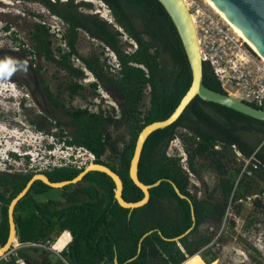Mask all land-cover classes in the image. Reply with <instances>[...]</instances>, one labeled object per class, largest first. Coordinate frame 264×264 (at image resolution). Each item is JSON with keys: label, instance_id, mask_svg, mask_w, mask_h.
Segmentation results:
<instances>
[{"label": "trees", "instance_id": "16d2710c", "mask_svg": "<svg viewBox=\"0 0 264 264\" xmlns=\"http://www.w3.org/2000/svg\"><path fill=\"white\" fill-rule=\"evenodd\" d=\"M16 1L42 5L64 28L60 34L64 47H54L49 25L34 23L29 31L32 49L21 51L24 56L53 64L70 80L53 94L37 72L45 98L69 119L68 131L53 124L60 136L65 135L63 144L92 153L94 163L108 167L120 177L123 200L139 202L143 193L129 177L138 135L147 125L166 120L192 82L186 53L170 17L158 0ZM91 1L104 4L112 22L93 13ZM5 30L9 31V27ZM80 33L98 42L102 52L81 56ZM105 50L113 55L115 64H109ZM75 60L94 77L96 82L89 85L93 95L97 88H103L116 102L117 110L93 112L70 106L85 90L80 82L83 71L74 66ZM202 75L206 88L227 94L209 64L203 63ZM64 95L69 105L64 102ZM37 129L42 131L39 126ZM176 139L184 147V161L168 154ZM233 146L242 158L253 156L258 162L256 169L251 168V176L237 179L243 162L237 159ZM11 156L18 159L15 154ZM198 167H205L218 178L215 189L202 197L190 189L191 176L200 179ZM82 171L68 166L41 173L50 182L59 183L74 179ZM33 175L0 176L1 187L11 188L9 197L0 195V247L9 234L8 206ZM138 178L144 185L157 181L161 184L149 191L147 204L134 210L118 205L113 181L100 172H90L79 183L57 190L36 181L14 209L19 244L44 243L53 240L56 232L57 236L63 233L69 238L68 253L63 255L70 264H115V258L117 264H184L211 244L215 234L210 229H219L231 204L238 209L237 203L256 196L251 200L253 209L264 211L260 198L264 195V121L196 97L176 122L148 137L138 164ZM171 183L190 199L194 210L195 225L182 238L193 224L190 205L176 195ZM60 206H64L61 211ZM44 220L51 221L52 227L44 228ZM203 227L207 230L203 231ZM176 238L179 240L174 241ZM201 255V263L214 264V255L208 260L205 253ZM22 256L25 254L20 251L6 264H16L17 257ZM36 260L38 264H53L45 252L38 254Z\"/></svg>", "mask_w": 264, "mask_h": 264}, {"label": "rangeland", "instance_id": "374dc122", "mask_svg": "<svg viewBox=\"0 0 264 264\" xmlns=\"http://www.w3.org/2000/svg\"><path fill=\"white\" fill-rule=\"evenodd\" d=\"M198 2L207 12L212 15L216 14L205 1L198 0ZM91 3L93 4V13H97L101 18L112 22L109 11L104 4L99 1H91ZM38 22L49 25L51 34L54 36V47H64L60 42V34L64 31L62 23L51 16L42 5L30 2L22 3L16 0H0V58L12 56L28 65L27 71L15 72L8 81L0 80V172L3 173L36 174L40 172L39 169L43 167L38 164L40 161H38L39 153L46 155L48 148H44L48 145H55V154L63 155L66 153V151L63 153L59 151L60 148H65L66 145L63 144V141L66 137L65 135L60 136L59 129L55 128L53 124H59L63 130L68 131L71 127L69 119L62 109H55L45 98L37 72L39 71L53 94H57L70 80L65 72L58 71L53 64L21 54L23 49H32L29 31L33 24ZM7 26L9 31L5 30ZM123 41H125V37H123ZM78 51L81 56L87 57L92 52H102V46L84 33H80ZM105 52L104 57L109 58V64H115L113 55L107 50ZM250 52H253L256 57L258 56L254 51ZM32 59L34 63H32ZM74 66L83 71V79L80 82L85 86V90L81 92L82 95L75 97L70 106L88 108L93 112L100 109L110 111L114 108L117 110L116 102L103 88H97L95 96L93 95V90L89 85L96 81L78 60H75ZM224 90L228 95L238 96L233 88L225 87ZM63 99L64 102L68 100L66 95L63 96ZM144 103V106H147V98H145ZM21 104H23L22 107ZM66 105L69 104L66 102ZM38 126L42 128V131L37 129ZM48 132L49 134H47ZM11 154H15L18 159L13 158ZM168 154L180 156L182 161L185 160L186 154L179 139L171 142ZM70 155L80 161L85 158V156L77 157L75 152ZM35 158L36 162L32 161ZM198 169L200 179L191 176L190 189L202 197L215 189L218 178L214 172L205 167H198ZM255 197L237 203L240 210L237 209L236 205L231 204L219 229H210V232L215 234L211 244L202 250V253L189 258L184 264H203L200 258L202 259L201 254L204 253L207 255V260L212 255L216 257V260L212 262L214 264H264V211L253 209L251 200ZM260 198L264 204V195ZM202 230L206 231L207 228L203 227ZM53 237L56 238L55 244L48 245V249L45 250L49 254L51 253L52 259H55L54 255L60 253L61 249L65 247L64 243H66L67 237L64 235H53ZM26 247H30V245H20L17 249H12L7 258L9 259L21 251L25 257L22 256V259L17 257L16 264H27L25 260L26 258L29 259V256L26 255V252L32 247ZM207 252L209 253L207 254ZM210 253L211 255H209ZM31 261L29 264H36L35 259ZM6 263L8 262L5 258L0 260V264ZM63 263L67 262L63 261Z\"/></svg>", "mask_w": 264, "mask_h": 264}, {"label": "water", "instance_id": "95a60500", "mask_svg": "<svg viewBox=\"0 0 264 264\" xmlns=\"http://www.w3.org/2000/svg\"><path fill=\"white\" fill-rule=\"evenodd\" d=\"M227 21L239 32V34L257 51L264 59V0H210ZM174 24L181 39L192 74L191 85L181 99L174 112L164 121L154 122L147 125L139 133L136 140L134 154L130 162L129 177L133 184L143 193V199L136 203H127L122 198L123 184L120 177L108 167L93 163L84 168L83 171L70 181L52 183L42 173H36L28 181L25 188L10 202L8 206L9 234L6 243L0 247V260L4 258L14 247L18 246L17 230L14 222V209L17 203L27 194L33 183L42 182L51 189H61L65 186L79 183L88 173L100 172L107 175L114 183V199L118 205L127 210L143 207L148 203L149 191L161 184L157 181L152 185H144L138 178V164L144 144L148 137L158 131L171 126L178 120L187 106L198 97L204 102H211L229 108L235 112L264 121V111L250 106L239 97L214 92L203 85L202 57L198 47L196 30L194 28L190 13L183 0H158ZM176 195L186 200L190 205L192 226L180 238L189 234L195 225V216L190 199L182 195L178 188L171 183ZM145 236H143L144 238ZM142 240V239H141ZM179 238L174 239L178 241ZM140 252V244L138 253ZM114 263L117 264L116 258Z\"/></svg>", "mask_w": 264, "mask_h": 264}, {"label": "built area", "instance_id": "2783aa9c", "mask_svg": "<svg viewBox=\"0 0 264 264\" xmlns=\"http://www.w3.org/2000/svg\"><path fill=\"white\" fill-rule=\"evenodd\" d=\"M183 1L196 30L202 62L209 64L223 90L225 87L235 89L238 94L236 97L264 111V63L261 58L250 52L251 48L220 15L207 12L200 6L198 0ZM64 147L59 150L61 153L66 151L63 155L55 154V145L48 148L49 150L44 148L47 149V153L46 155L39 153L38 164L43 168H40L38 173L68 166L83 169L95 162L94 155L83 148ZM233 149L237 159L243 162L239 178L243 175L251 176V168L256 169L258 162L253 156L249 159L242 158L235 146ZM73 152L77 154V157L85 156V158L82 161L75 159L70 155ZM35 160L36 158L32 161ZM20 245L18 244L14 249ZM27 245L37 246L36 244ZM9 254L11 253L4 256L6 262L10 260L7 258Z\"/></svg>", "mask_w": 264, "mask_h": 264}, {"label": "flooded vegetation", "instance_id": "af4514ba", "mask_svg": "<svg viewBox=\"0 0 264 264\" xmlns=\"http://www.w3.org/2000/svg\"><path fill=\"white\" fill-rule=\"evenodd\" d=\"M6 176V177H9V176H12L13 174H11V173H9V172H6V173H3V172H0V176ZM54 190H57V189H54ZM1 194H3L6 198L7 197H9L10 196V194H11V188H9V187H1V185H0V195ZM44 200H47V199H44ZM46 202V201H45ZM64 206H60L59 207V210L61 211V209L63 208ZM1 210H2V204H1V201H0V227L2 226V218H1ZM63 210V209H62ZM15 222V221H14ZM8 225H9V222H8ZM43 227L44 228H50V227H52V223H51V221H46V220H44L43 221ZM56 234V232L53 234V235H55ZM59 236V235H58ZM55 239L56 238H54L53 240H46L44 243H40V244H36L37 246L36 247H32V246H30V247H32V249L30 248V247H26V248H30L29 250H27V252H26V255H28L29 256V259H27L26 258V260H25V262H27V264H29L30 262H32L31 260H36V258L38 257V254H41L42 252L44 253L45 252V254H47V256L50 258V260L52 261V263L53 264H64L63 263V261H66L67 263H69L70 264V260L67 258V257H65L64 255H63V252H66V253H68V242L67 243H64V248H62L61 249V252L60 253H56L54 250H51L52 252H54V253H56V255H54V257H55V259H52L51 257H50V254H49V252H47L46 250L48 249V245L49 246H51V244H55L54 242H55ZM46 249V250H45ZM34 250H37V252L36 253H34L33 251ZM58 254V255H57ZM57 256V257H56ZM33 263H35V262H33ZM36 264H38L37 263V260H36Z\"/></svg>", "mask_w": 264, "mask_h": 264}, {"label": "clouds", "instance_id": "9594fccd", "mask_svg": "<svg viewBox=\"0 0 264 264\" xmlns=\"http://www.w3.org/2000/svg\"><path fill=\"white\" fill-rule=\"evenodd\" d=\"M27 69V63L22 62L20 59L12 56H4L3 58H0V80L8 81L15 74V72L27 71ZM23 99L24 98L22 97V100ZM50 147L52 148L53 145H48L45 148Z\"/></svg>", "mask_w": 264, "mask_h": 264}, {"label": "bare ground", "instance_id": "6f19581e", "mask_svg": "<svg viewBox=\"0 0 264 264\" xmlns=\"http://www.w3.org/2000/svg\"><path fill=\"white\" fill-rule=\"evenodd\" d=\"M206 2V4L218 15H220L224 21L234 30V32H236L240 38H242V40L249 46V48H251L252 51H254L262 60V62L264 63V59L257 53V51L239 34V32L227 21V19L219 12V10L214 6V4L210 1V0H203Z\"/></svg>", "mask_w": 264, "mask_h": 264}, {"label": "crops", "instance_id": "0c3cea01", "mask_svg": "<svg viewBox=\"0 0 264 264\" xmlns=\"http://www.w3.org/2000/svg\"><path fill=\"white\" fill-rule=\"evenodd\" d=\"M60 235H64V236H66V234H63V233L60 234ZM60 235H59V236H60ZM68 241H69V238H67L66 243H67ZM18 243H19V242H18ZM21 247H23V246H21ZM21 249H22V248H21ZM11 251H12V250H11Z\"/></svg>", "mask_w": 264, "mask_h": 264}]
</instances>
